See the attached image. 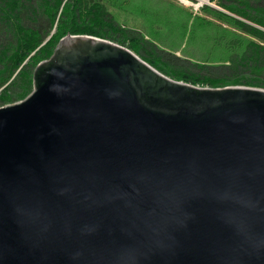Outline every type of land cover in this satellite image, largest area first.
Masks as SVG:
<instances>
[{"label":"water","instance_id":"1","mask_svg":"<svg viewBox=\"0 0 264 264\" xmlns=\"http://www.w3.org/2000/svg\"><path fill=\"white\" fill-rule=\"evenodd\" d=\"M0 264H264V88L64 36L0 106Z\"/></svg>","mask_w":264,"mask_h":264},{"label":"trees","instance_id":"2","mask_svg":"<svg viewBox=\"0 0 264 264\" xmlns=\"http://www.w3.org/2000/svg\"><path fill=\"white\" fill-rule=\"evenodd\" d=\"M215 1L222 8L206 4L202 12L184 11V36L194 47L179 56L178 47L166 50L143 30L117 24L110 0H0V105L29 95L37 65L69 34L127 46L177 80L264 88V0Z\"/></svg>","mask_w":264,"mask_h":264},{"label":"rangeland","instance_id":"3","mask_svg":"<svg viewBox=\"0 0 264 264\" xmlns=\"http://www.w3.org/2000/svg\"><path fill=\"white\" fill-rule=\"evenodd\" d=\"M110 2L111 6L109 9L117 24L128 29L140 27V30H143L145 36L149 35L147 39L156 41L159 46L161 45V47L169 51L172 48L175 49L178 47L182 52L180 56H189V52L194 46H191L184 36L185 12L187 10H194L196 12L195 8L198 7L196 5L200 0H189L187 3H182L180 0H110ZM206 4L216 8H222L215 0L203 1V6ZM203 6L197 11L202 12ZM191 22H189V25ZM169 32L170 34L168 35ZM204 54L206 55V52ZM222 67L225 66L212 67V69ZM200 86L209 85L200 84ZM5 104L7 103L1 104L0 106Z\"/></svg>","mask_w":264,"mask_h":264},{"label":"crops","instance_id":"4","mask_svg":"<svg viewBox=\"0 0 264 264\" xmlns=\"http://www.w3.org/2000/svg\"><path fill=\"white\" fill-rule=\"evenodd\" d=\"M137 29L139 28V30H140V27H136ZM142 30V29H141ZM149 35H146V38L148 37ZM177 53H179V54H177ZM180 53H182L181 51H180V49L178 48V49H176V51H175V54H177V55H181Z\"/></svg>","mask_w":264,"mask_h":264},{"label":"built area","instance_id":"5","mask_svg":"<svg viewBox=\"0 0 264 264\" xmlns=\"http://www.w3.org/2000/svg\"><path fill=\"white\" fill-rule=\"evenodd\" d=\"M181 1L185 2L186 0H181ZM200 1H201V3H203V1H206V0H200Z\"/></svg>","mask_w":264,"mask_h":264},{"label":"bare ground","instance_id":"6","mask_svg":"<svg viewBox=\"0 0 264 264\" xmlns=\"http://www.w3.org/2000/svg\"><path fill=\"white\" fill-rule=\"evenodd\" d=\"M199 5V3L197 4V6Z\"/></svg>","mask_w":264,"mask_h":264}]
</instances>
